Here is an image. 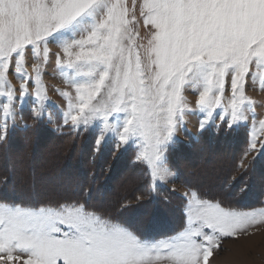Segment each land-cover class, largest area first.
<instances>
[{
  "label": "snow or ice",
  "instance_id": "snow-or-ice-1",
  "mask_svg": "<svg viewBox=\"0 0 264 264\" xmlns=\"http://www.w3.org/2000/svg\"><path fill=\"white\" fill-rule=\"evenodd\" d=\"M140 15L146 43L125 0H0V141L10 122L15 128V103L29 96V83L33 118L44 117L52 102L42 75L52 56L69 89L56 90L66 102L63 125L97 132L96 152L113 141L117 149L135 145L152 188L174 175L167 147L187 114H200L201 133L215 115L230 129L247 124L249 114L255 120L245 88L251 78L264 89V0H143ZM26 55L38 61L34 76ZM13 68L19 97L8 79ZM226 85L231 98L224 104ZM185 91L197 94L195 110ZM252 128L238 169L248 152L264 153ZM184 195L183 229L161 239L142 238L87 200L39 206L0 200V264H209L224 239L264 222V210L238 212L196 190Z\"/></svg>",
  "mask_w": 264,
  "mask_h": 264
},
{
  "label": "rangeland",
  "instance_id": "rangeland-1",
  "mask_svg": "<svg viewBox=\"0 0 264 264\" xmlns=\"http://www.w3.org/2000/svg\"><path fill=\"white\" fill-rule=\"evenodd\" d=\"M125 2L129 9V18L135 14L137 20L141 21L137 30L142 38L141 42L146 43L148 30L144 28L140 15L143 0H125ZM49 48L53 53L60 51L53 43L49 44ZM36 63H38L36 58L26 55L25 68L30 76L35 75L33 64ZM252 70L255 71L254 65ZM14 71L13 68L9 72L8 79L16 89V96L19 97L21 81ZM42 81L48 100L52 102L46 108L44 117L40 120L33 118L32 97L35 85L29 83V96L25 98L23 104L20 100L15 103L16 126L12 128L10 122L7 139L0 141V198L4 201L14 198L25 200L31 196L39 202L53 201V199L87 200L91 208L129 228L132 227L134 230L130 229L139 236L153 234H160L161 238L172 236L184 226L187 203L184 194L195 190L186 183L187 180L193 179L191 175L196 171L194 180L212 184L211 176L224 177L227 175V170L224 171L225 158L205 159L207 154H203L191 157L195 163L188 166L192 172H188L190 175H181L178 172L179 168L168 161L169 148L176 146L178 141L189 145L192 141L201 139L202 134L207 130L212 131L211 136H215L221 129L222 133L226 134L230 132L229 130L239 128L246 133V145L240 153H237L239 158L233 165L234 168L232 167L235 173L227 182L229 189L237 192L236 188L231 187L232 183L241 182V197H243L250 187L246 186L247 182L257 180L259 190H264V153L258 150L248 152L244 157V166L237 168L238 161L248 148L253 123L257 131V149L260 147V141H264V131L259 129V122L264 120V89H261L259 79L253 83L249 78L245 88L246 96L255 102L254 121L249 114L247 124H240L230 129L226 121L222 122L219 115H215V122L201 133L200 114L189 113L185 116L184 123L177 127L175 142L168 145L166 152L168 166L174 175L166 182L156 184L154 188L150 187L147 165L136 160L138 148L135 145L117 149L116 142L113 141L104 144L101 151L96 152L97 132L91 128L76 131L70 126L63 125L60 112L65 108L66 102L56 90L69 89L65 80L57 74L55 56L51 57L44 68ZM184 96L188 106L195 110L197 94L185 91ZM230 98L231 89L226 85L223 103L227 104ZM2 100L3 98L0 97V101ZM216 112H219V109ZM60 135H65L62 140H58ZM212 151L215 153L216 150ZM176 162L180 167L186 165L184 160ZM253 164L255 172L249 176L247 170ZM198 165L201 167L199 168ZM143 166L146 168L145 172L142 171ZM202 197L208 199L206 196ZM249 197L250 195L247 194L246 198ZM14 201L24 204L20 200ZM233 210L260 213L264 210V196L258 207ZM257 219L261 217L257 216ZM170 227L179 229L168 235L163 234ZM209 264H264V222L250 226L245 233L236 238L224 239L221 247L213 250Z\"/></svg>",
  "mask_w": 264,
  "mask_h": 264
},
{
  "label": "trees",
  "instance_id": "trees-1",
  "mask_svg": "<svg viewBox=\"0 0 264 264\" xmlns=\"http://www.w3.org/2000/svg\"><path fill=\"white\" fill-rule=\"evenodd\" d=\"M229 131L230 132L224 134V133H222V129H221L220 132H218L215 136L214 135L211 136L212 131L207 130L202 134L201 139L199 138V140H197V141H192L189 145H187L183 141H178L176 146H172L169 148L168 161L171 165H174L177 168H179L178 172H180L181 175H190V174H188V172H190V173H192V172L190 171V169H189L190 167H188V166H190V164L193 165L195 163L191 158L193 156H200L203 154H207L205 159L208 157L225 158L224 162H225L226 168L224 171L227 170L226 171L227 175H225L224 177H221L222 175L221 176L220 175L211 176V183L212 184L207 183V182H203L202 180L196 181V180H194V178H196L195 177L196 171L193 170V171H195L194 175H191V176H193V179L187 180L186 183L189 186H191L192 188H194L196 191H198L201 194V196H206V197H208V199L218 200V201L222 202L223 206H225V207H228V208L258 207L261 205V201H262L263 196H264V190L263 191L259 190V184L256 183L257 180L254 182H251L249 180V182H247L246 186L247 187L250 186L249 187L250 189L247 188L248 190H247L246 194L243 195V197H241V188H240L241 182L232 183L231 187L236 188L237 192H235L232 189H229L230 187L227 184V182H229V179L231 178L232 174L235 173V170L233 169L234 168L233 165L235 164V162L239 158L237 156V153L238 152L240 153L242 148L246 145L245 144L246 143V136H245L246 133L245 132H242V130L240 128L229 130ZM63 136H65V135H60L58 137V140H62L64 138ZM197 148H199V149H197ZM212 150H216L215 153H213L214 151H212ZM217 151H219V152H217ZM227 153H229L230 155H228ZM177 160H184L186 165L183 167H180L176 162ZM204 160L202 162L203 165H204ZM201 165H198L199 168L201 167ZM254 168L255 167L253 164L247 170L249 176L253 175V173L255 172ZM10 169H12V168L10 167ZM145 170H146V168L143 166L142 171L145 172ZM13 174H14V172L12 173V175ZM188 177H187V179H188ZM190 178H192V177H190ZM247 194L250 195L249 198H246ZM238 197H239V199H237ZM0 200H3V199L0 198ZM14 200H20L24 204H27L28 206H38L39 203L54 205L58 201L63 202V200H60V199H53V201L39 202L33 196L28 197L25 200L20 199V198H18V199L14 198V199H7L6 201L11 202ZM15 202H18V201H15ZM18 203H21V202H18ZM101 211L105 212L104 210H101ZM130 228L133 229L132 227H130ZM178 229L179 228H177V227H174V228L170 227V229L163 232V234L165 233V235H168V234H171V232L173 233ZM140 236L146 237V238L161 237L160 234H153L152 236L151 235H140Z\"/></svg>",
  "mask_w": 264,
  "mask_h": 264
}]
</instances>
